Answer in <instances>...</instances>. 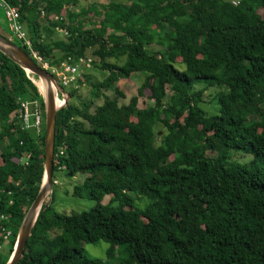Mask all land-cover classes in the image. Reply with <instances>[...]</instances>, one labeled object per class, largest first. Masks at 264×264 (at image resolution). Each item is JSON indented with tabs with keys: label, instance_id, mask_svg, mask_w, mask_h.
<instances>
[{
	"label": "trees",
	"instance_id": "16d2710c",
	"mask_svg": "<svg viewBox=\"0 0 264 264\" xmlns=\"http://www.w3.org/2000/svg\"><path fill=\"white\" fill-rule=\"evenodd\" d=\"M5 1L44 60L74 64L89 53L103 74L95 82L89 70L82 75L78 86L85 80L92 100L67 102L54 132L53 178L82 174L72 196L95 205L59 214L52 194L18 264H105L81 253L99 240L107 259L117 251V264H264V0H127L78 12L82 0ZM56 26L66 36L53 38ZM135 73L143 82L120 104L117 82ZM35 80L0 52V232H12L8 242L0 236V264L43 180ZM201 83L224 89L213 96L217 114L202 108ZM144 90L148 106L140 105ZM65 92L79 98L77 89ZM23 101L38 103L37 134L21 129ZM232 152L253 158L240 164Z\"/></svg>",
	"mask_w": 264,
	"mask_h": 264
},
{
	"label": "rangeland",
	"instance_id": "374dc122",
	"mask_svg": "<svg viewBox=\"0 0 264 264\" xmlns=\"http://www.w3.org/2000/svg\"><path fill=\"white\" fill-rule=\"evenodd\" d=\"M230 1V0H228ZM109 2H122L126 3L127 0H83L79 3V7L87 8L90 3H102L106 4ZM80 9V8H74V10ZM86 27H90V22L86 24ZM0 35L11 40V36L9 34L8 29H6V24L4 22L3 18V12L0 9ZM61 37V36H60ZM59 37V38H60ZM88 57L91 59L93 58L89 53H86ZM178 71L183 72L185 70V67L183 64L176 63L173 65ZM87 74L91 77L90 81L95 82L98 80H101L103 78V74H101L97 70H93L92 68L87 72ZM144 76L142 73H135L132 74L130 78L127 79H120L117 82V87L119 90L124 94L125 99H119V103L121 104H127L128 100L131 96L136 94L137 88L140 86V84L143 82ZM39 81V80H38ZM41 82V81H39ZM40 93L43 95V87L40 83V86L35 83ZM204 89L202 94V103L201 106L209 114H217V104L215 101H213V96L217 92H222L224 89L218 86L213 87H206L204 83L196 84L195 90ZM67 91V89H65ZM91 86L85 82V80L81 83V86L77 88V95L79 98L73 97L72 99H67V102L73 103L75 105H79V102H89L92 100L91 95ZM105 95L108 97H113L112 92H105ZM149 92L148 90H144L143 96L140 98V105L141 106H148L151 101H149L148 98ZM66 102V103H67ZM102 102L101 99L93 100V105L91 107V111L93 109L100 105ZM156 131H159V136L156 138V143L158 144L160 142V137L163 135V130L161 128H157ZM231 159L235 162H238L240 164H243L245 162L250 161L253 157L250 154H239L232 152L231 153ZM84 179V176L82 174H77L73 178H67L65 176L64 171H59L55 173V176L53 178L52 183V189H51V200L52 201V194H53V207L55 211L59 214H69L72 211H83V210H89L90 208L94 207L95 203L92 200H88L86 198H75L72 196L73 193V187L77 184H80ZM109 200V197L106 196L101 201V204H106ZM49 201V195L46 197L45 202ZM109 247V245L99 240L93 244H83L81 248L82 255L93 258V259H99L105 264H117L118 260L120 258L117 251H115L114 255L107 259L105 252L106 249Z\"/></svg>",
	"mask_w": 264,
	"mask_h": 264
},
{
	"label": "water",
	"instance_id": "95a60500",
	"mask_svg": "<svg viewBox=\"0 0 264 264\" xmlns=\"http://www.w3.org/2000/svg\"><path fill=\"white\" fill-rule=\"evenodd\" d=\"M0 52L9 60L17 64L26 73H30L46 83L47 88L43 97L44 107V173L41 187L31 206L27 210L22 222L17 230L15 246L13 252L6 264H18L23 256L26 242L31 236L36 219L45 199L49 195L51 200V189L53 183V149L56 113L62 109L68 99L67 93L61 89L54 78L44 69L39 67L33 59L26 54L20 47L14 45L12 41L0 35ZM56 93L65 97V104L62 107H56Z\"/></svg>",
	"mask_w": 264,
	"mask_h": 264
},
{
	"label": "built area",
	"instance_id": "2783aa9c",
	"mask_svg": "<svg viewBox=\"0 0 264 264\" xmlns=\"http://www.w3.org/2000/svg\"><path fill=\"white\" fill-rule=\"evenodd\" d=\"M241 0H230L229 2L233 6H237ZM0 9L3 12V18L6 22L7 29L11 36V39L18 41L30 54V57L36 61V64L47 71L55 80L57 85L62 89H77L78 80L82 75L91 69V58L88 57L86 60L80 58L74 64L68 62H61L57 65H51L48 61L40 57L37 52L32 48L30 40L26 35V32L18 23V13L16 9L10 6L5 0H0ZM55 19L63 20V18ZM55 31L61 36H66V30L58 26L55 27ZM55 101L57 107H62L65 104V97L61 94L56 93ZM17 118L21 121V129H33L35 133H39L41 126V119L39 114V107L37 102H20V109L18 111ZM22 159V163L26 162ZM0 220H4V216H0ZM10 229H2L0 236L4 242H8L11 237Z\"/></svg>",
	"mask_w": 264,
	"mask_h": 264
},
{
	"label": "bare ground",
	"instance_id": "6f19581e",
	"mask_svg": "<svg viewBox=\"0 0 264 264\" xmlns=\"http://www.w3.org/2000/svg\"><path fill=\"white\" fill-rule=\"evenodd\" d=\"M41 81V80H39ZM38 80H35V83L38 84V86H40V83L42 84V87H43V95L45 94V91H46V88H47V85L45 82L41 81L39 82ZM55 104H56V107L58 106L57 102L55 101Z\"/></svg>",
	"mask_w": 264,
	"mask_h": 264
},
{
	"label": "crops",
	"instance_id": "0c3cea01",
	"mask_svg": "<svg viewBox=\"0 0 264 264\" xmlns=\"http://www.w3.org/2000/svg\"><path fill=\"white\" fill-rule=\"evenodd\" d=\"M83 1V0H82ZM81 2V1H80ZM79 2V3H80ZM79 3L77 4V7H75V8H82V7H79ZM99 4H101V3H99ZM70 10H72L73 11V7H70L69 8ZM75 12H78V9H76V10H74ZM61 35L60 34H56V35H54V37L53 38H59Z\"/></svg>",
	"mask_w": 264,
	"mask_h": 264
},
{
	"label": "clouds",
	"instance_id": "9594fccd",
	"mask_svg": "<svg viewBox=\"0 0 264 264\" xmlns=\"http://www.w3.org/2000/svg\"><path fill=\"white\" fill-rule=\"evenodd\" d=\"M11 41V40H10Z\"/></svg>",
	"mask_w": 264,
	"mask_h": 264
}]
</instances>
